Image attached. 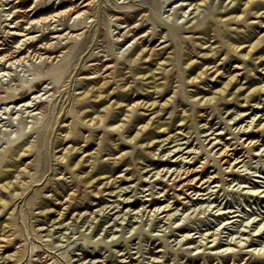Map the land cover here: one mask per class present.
Listing matches in <instances>:
<instances>
[{"label": "bare ground", "instance_id": "1", "mask_svg": "<svg viewBox=\"0 0 264 264\" xmlns=\"http://www.w3.org/2000/svg\"><path fill=\"white\" fill-rule=\"evenodd\" d=\"M14 1L15 3L11 4L9 13H7L6 15L7 18L5 19V21H11H9L10 23H5V25L8 26V29H6L5 31L7 32V35H13V37H16L17 39L14 40L15 45L10 48L0 46V81L3 80L2 78L4 77V75L11 74L13 69L12 65L16 64L17 62H21L22 60L26 61L29 60V58L30 60L31 58H37V60H42V63L39 62L40 64H37V72H35L30 78H21L20 81H16L12 85L0 84V104H11L15 102L17 106L19 104L22 106L27 105V107H32V109L34 110H39L41 114L40 117L42 119H45V121L44 123H42V126L38 125L32 132H28L27 129H23L21 131L19 130L16 132L17 137H13L12 135L14 134L12 133L10 135L12 137H9L7 141L5 140L2 143L3 147L0 148L1 251L2 248H4L6 251L14 247L15 244L24 239L23 235H25V240H27L28 238L27 234L23 233V228L18 226V220H16V217L18 216L19 206L21 202L25 199L27 193L35 185L39 184V182L42 180L43 173H45L44 169L38 165L45 164L41 162L40 156L44 151L43 147L45 145L46 149H48V151H51V155L53 160L55 161V164L59 165L58 168H63L65 170H60L56 173L60 174L56 179H62L59 180L58 183L63 181L62 188L56 187V189H49L48 185L42 186L40 188L37 187V191L39 190L38 194H40V191L43 193L45 189H48V191H53L48 195L49 201H53V199L59 200L60 198L65 197L67 191L74 184L86 187H92L95 185V189L93 190L95 192V197L97 196V194L102 193L106 190V188L104 187H117L115 190H112V192H116L115 196L118 197L115 201L119 202L118 204H115V207H118L120 206V204L124 203L123 208L121 209L124 211V208L129 206V208L126 209V212L124 211L125 214H128L132 210H135L136 207L133 209L131 207L141 202L143 206L141 208H138V214L139 211H142L143 209H149V212H152V214L150 215L153 216H158L159 214L167 212L165 213L164 218L170 219L171 227H175L174 224L176 223V221H174V219L176 220L180 208H178V206L173 207L174 204L179 201L185 203V205H188L191 201L190 199L186 200L187 197H184V201L180 193H174V195H171L170 189H192L191 192L188 193L189 196L193 198V200L198 199V203H201V206H203L204 200L209 201V204L204 207V212L205 210H209V208H212L210 213L217 217L212 222L209 221L210 223L206 224L209 225L208 227H200L195 232L199 233L196 236H194L195 234L192 235V231L196 230L197 227H192L189 224H181L176 226L175 229H178L179 231H185L182 238L179 239V242H181L180 248H182V251L180 252L181 255L188 256L193 250L201 248V253H199L197 256H189L186 263L198 264L199 260L201 258H204L208 264H222L220 261L215 263L213 262V260L221 256L223 259L222 261L225 262L232 256H234V260L231 264H240L241 260H239L238 255L241 254L243 256L245 253H247L248 255H262V259L253 261L249 260L245 262V264H264V244H261L262 246L260 248H258L257 246L251 248L253 245L258 243V240L256 241L253 236H260L264 233H261L262 229H264V216L259 220L257 219V221L255 219L257 217L250 218L251 220H248L245 224V226L249 227L250 229H238L237 231L242 233V237L240 238V240L233 241V239H236L233 237L231 239L228 238L227 242L224 243L222 237L220 236L224 231V229H221V226L224 225L223 228H229L227 227V225L235 222V220L230 219L240 214H237L236 211L238 210L230 209L228 211H222L223 208L228 209L227 205L221 206L222 201L214 205L215 201H218V199L211 200L210 196L203 197L210 193L208 189L213 188V186L211 185L213 182L217 183L214 186L219 185V183L216 181H220L222 179V176L226 175L224 174V172L234 173L240 170L238 168V165L240 163L245 162L244 164H246L245 159L249 156V154H246V151L244 153H240L243 148L242 146L247 147L251 151L256 150V148L260 147V140H264V109L257 110L259 112H262L259 117V112H253V116H250L251 114L247 116L251 117V119L248 120V123L246 122V125L238 124V126H236V128L233 127L234 129L230 130V132L227 131L226 133H224V128L217 132L215 130L211 132L210 134L215 133L216 135L209 140L207 145H211L210 151L214 149L216 150L214 151V153H210V151H208V153L211 155L209 156V158L199 157L197 158V160L192 161L194 156H191V153L196 152L194 155L198 156L201 154V151H198L197 146H184V144L189 142L192 136V134H189L190 131H187L186 133L182 132L183 134H185V138L187 137V140L185 141H180L181 137L177 133L168 134V136L163 138L162 141L168 139L170 140L169 142L176 141L173 146L177 147L173 150L177 151L171 157H167L165 159L159 158L154 162L155 164H157L155 168H158L155 175H161L160 177H158V180L165 186L160 187L161 190L156 192L154 190V187H156V185L148 189H144L142 187L143 190L141 192H147V190L150 189L152 190L151 192L142 195L145 197L147 196L144 201H142L143 199L140 196L139 198H141V201L138 197L136 199H132L133 196L139 191H136L132 195L123 196L124 191L132 192L134 190H137V188L133 186V184H130L129 186H122V183L131 181V177H127L125 175L112 177L113 173L110 175H105V173L109 171H115L116 169L118 170L121 166L120 164H126L130 162L129 151H122L123 146L131 145L134 150L136 145H139V149L137 152H142V149L144 147L154 143L153 135H150L152 131L156 130V128L163 129V132L167 131L169 127L162 128L164 123L160 115L163 114L165 108L168 105V98L165 101H162L163 98L141 100L136 101L131 105L124 104L123 100H111V94L114 93V91L104 89L105 86H107L111 82V80L107 79L104 80L101 84H93L91 86L89 84L86 86L84 85L83 90L73 96L72 104L70 105V107L65 110L63 114L58 115L57 113L59 111H57L55 100L53 99L52 103H50V99H44L43 95L48 92H52V95L55 96L58 92L61 91V87L64 83L63 81L65 80V77H67L66 73L67 68L71 62V55L73 54L74 50H76L78 43L82 38L84 28L88 26L86 24L84 25V27H80V25L83 24L87 18H90L92 16L91 8L83 7H87L90 3L95 2L96 0H80L79 2L78 0H63L60 2L57 0H53L51 6L41 8L37 7V9L33 12L32 18L28 21L26 20L27 22L25 21L21 24L20 22L24 21V18L21 17L22 14L20 13V11H23V9L19 4H17V2H21V0H5V4H10ZM44 1L46 0H33L32 6L35 4V6H37L39 3ZM179 1L180 0H164V3H166V6H168L172 4H178ZM228 1V5L224 8H221L223 10L218 13H216V11L219 7L215 9L212 7V5L210 6L211 10L209 14L207 13L208 11L206 12V9L205 14L204 12H202L205 16H211L209 21L206 20L208 18H206L205 16L204 17L206 19L203 18V20H192L191 18L184 23L183 29H177L176 27L167 26L166 28L168 29L163 30L159 36L156 35L157 31L155 28L149 29V36L150 34H153V36L150 37V39L153 38V42L161 39V37L171 36L172 34H174L171 38L162 41H171L170 46H151L148 48L146 46L142 48V46L146 42L145 39V41L142 44L137 45L132 53L126 56L125 59L120 60L119 56H112L111 58L115 60V63L113 65H107L108 68L112 67V70L110 72V74L112 75L111 77L116 81L123 79V82L120 84L117 83V86H115V88H123V93L125 96H127L132 91L134 84L137 83V88L140 91L146 90L147 93L153 91V93H159L161 96L166 89L164 86H160L161 82L158 81V79H169L173 74L172 70L174 69V65L171 63V60L174 56L169 55L172 51H168V48H171V46L173 47L174 43L179 38L181 41L189 42L191 45H193L191 52L189 51L190 54L183 61V68L185 70L190 68V76L188 78L189 82L191 81L192 83H195L197 81H200L199 78H205L207 75H213L214 73H216L215 76L223 77L222 79H220L221 86L216 89L212 88V92L214 93L213 95H202L197 97H193L194 95H192L191 98L196 102V104H200L203 106L205 104L214 102L218 103L220 100H225V103H229L232 99H239V97L242 95H244V99L247 102L254 100L255 98H251V96L257 91L258 87H253L248 92H245L246 89L250 86L245 88V82L242 81L243 76H240L241 73L232 74L231 67L235 66V69L239 67V65H234L233 63L236 60V57L241 59L243 58L245 60L251 57L254 59L263 58V55L259 57H255L254 55H256L257 51L264 49V32L261 35L257 36L259 27L264 28V0ZM130 2L132 3L124 5L121 4L118 5L119 7L111 8L113 12H108L105 17V20L107 22L105 23V36L109 41L108 51L111 52V54H114L113 46L115 41H122L123 37L128 36V32L135 31L131 35V38H136L138 36L139 30L144 29V27L147 25V23L144 24L145 16L150 15V17L154 18V20L156 19V16L154 14L148 12V8H133L132 6L135 1L131 0ZM211 2V0H190L188 5L199 6L203 4H210ZM236 2L238 3L236 4ZM184 4L187 3H181L182 6ZM188 5L183 7L186 14L189 12L186 9ZM31 9L32 8H29V10ZM126 11H131V14L125 17L123 14ZM139 13H141L140 16L136 20H133V18L137 17ZM11 15H13V17ZM73 16L75 20L72 24L65 23L66 25L60 26V23H56L59 20L62 21L63 17H65L64 19H66L72 18ZM115 16L118 21H122L126 18V21L130 22L127 25L121 26L122 29L119 32L117 31L113 35L117 27L113 29L112 27L115 26V24L112 25L111 21ZM197 16H199V14ZM252 16H255L257 18L262 17V19H260V21H254L251 20ZM189 22H193L192 25L186 26L185 24ZM126 27L129 28L127 30H124ZM40 31H43V33L42 35L40 34L41 36L38 38L36 33ZM186 32H188V34H186ZM259 32L261 33V31ZM183 33L185 34L182 35ZM143 35H139L140 37H138L141 39ZM199 47H201L202 49L198 51L197 58L193 59L192 51L195 52V50H197ZM162 52L163 54L167 53V56H165L163 61L160 60V58L162 57ZM199 58H201L200 61L198 60ZM97 59L103 61L107 60L104 55H102L101 58ZM154 60L156 62L152 64L153 62L151 61ZM9 61L11 64H9L8 66L7 62ZM149 61L150 64H148L146 68H141V64ZM212 62L214 63L211 65ZM119 63L125 66L119 67ZM247 66H249V71L255 69L250 65ZM79 68L86 70L87 68H91V65L85 62ZM125 68H128V71L131 74L127 75L124 71ZM198 68H201V70L196 72ZM92 69L93 73H100L99 76L102 75L101 67L95 65ZM211 69L214 70L212 71V73H209ZM194 72L196 73L194 76H192ZM130 76H132V80L128 81ZM211 80L217 81V79ZM128 82H130V84H128ZM206 85H209V83H207ZM42 86L43 88H41ZM150 86H153L154 90L149 91ZM259 88H263L264 90L263 85L259 86ZM44 89H46V91L42 93L41 91ZM34 93H36L35 97L30 98V95ZM97 101H100L99 105L96 104ZM120 107H124V117L120 119L122 121L125 120V122L131 121L132 119L134 121H138L143 116V114H146L142 111V109L151 110L150 114L156 113V116H151L146 124L139 125V123L136 122V130L134 131H122L120 133L118 132V134L116 131H114L110 134L99 136V131L103 128H106V121L108 120L109 122L113 120L115 112H117V108ZM171 114L173 115V112H171ZM65 115L73 117V120L70 124L65 123ZM181 118L184 117L182 116ZM245 119L246 118H244V120ZM61 123H63V125H61ZM122 125L124 124L119 123V125L115 126L121 127ZM50 129H52V132L54 133L53 135H50ZM87 129L90 130L88 134L86 133ZM231 133H235V136L232 138H237V141L232 142L230 138L229 140H223L224 142H222V139L225 138V135ZM48 136V143H44L45 140L47 141ZM255 136H261L263 138H257ZM14 141H17L15 146H13ZM200 142L202 147H204L203 141ZM220 144H222V146L218 147ZM262 144L264 145V143ZM94 145L97 146L94 147ZM154 145H156V143H154ZM186 153L189 154L186 155ZM150 154L155 156L156 152L150 151ZM170 154L171 153H169V156ZM31 157H33L34 159L27 162V160ZM188 163H190V165H188ZM173 164L177 165L174 169ZM217 164L219 165V168L215 169L217 170L215 173L209 171L211 167H214ZM170 171H172V173L166 180V177L164 178V176H168L167 174ZM103 177L107 178V180L104 181ZM119 177H121V179H119ZM140 178H143V175H141ZM119 181L121 182L117 185ZM144 182H149L153 186V181L151 180L148 181L145 179ZM100 183H102L104 187H100ZM207 183L209 184L207 185ZM167 186H170V189L167 188ZM198 187L200 189H197ZM128 188L132 189L128 191ZM255 192H260V189H254V194ZM261 192H264V190H262ZM90 194L91 193L86 192L82 196V199L78 201L79 194L72 193L71 198H69V204L65 207H62L61 210L54 211L57 213L56 215L59 219L58 221H65L68 218H64L66 214L73 213L74 215L76 213V215L74 216L75 221H78V219L86 213L91 216L95 214L96 209L92 210V207L100 205L101 202L95 201V198L93 196V199H91ZM87 196L91 199L90 201L86 199ZM174 197L177 199H175ZM32 203L34 204L41 202L35 200ZM38 208H41V205ZM41 213H43L44 215H51L53 211L52 209L45 210L43 208ZM232 213L233 215H231ZM49 218L51 219L52 217L50 216ZM55 220L56 218H53V220L50 221L55 222ZM37 221L41 220L37 219ZM212 223H215V225L211 226ZM255 223H257V225L251 228ZM242 225L244 224L242 223ZM217 226L219 228H216ZM7 227H9L8 230H6ZM75 227L76 225L73 228ZM233 228L234 227H232V229ZM211 229H213L214 231H211ZM37 230L39 231L41 229L37 228ZM7 231H11V233H7ZM49 232H51V229ZM36 235H38L40 238L43 237L42 233L39 232H37ZM49 235H51V233ZM146 236L148 238H151V235L149 233H147ZM3 241H5L6 244H2ZM116 241L117 243L115 245L121 246V244L118 243V240H115V242ZM195 242L200 243L192 245ZM31 243L32 252L34 251V253L39 256L37 264H58V262L56 261V255L48 254L46 258H42V254L44 253L42 251V245L37 244L33 241L29 242V244L27 243V245H30ZM183 244H189L186 251H184L182 247ZM233 244L235 246H233ZM107 245H109V243ZM94 246L97 247L98 243H95ZM236 247L240 248L237 249ZM206 250H208L207 253ZM1 251V262L9 259L13 260V264H15L16 261L23 258L21 249H18L14 253L8 255L4 254V251ZM154 251V248L150 249V253L153 254ZM225 251H228V253L223 254V252ZM159 252H162V249H159ZM100 254L101 252L98 250L95 253H92L88 249H85L83 252V259L89 257V261H92L95 260L94 258Z\"/></svg>", "mask_w": 264, "mask_h": 264}, {"label": "rangeland", "instance_id": "2", "mask_svg": "<svg viewBox=\"0 0 264 264\" xmlns=\"http://www.w3.org/2000/svg\"><path fill=\"white\" fill-rule=\"evenodd\" d=\"M57 1L60 2L63 0H57ZM79 1L80 0H78V2ZM130 1L131 0H96L95 2L90 3L87 7H83V8H91L92 16L86 19L87 22L85 21L83 24L80 25V27L82 26L84 27V25L86 24L88 26L84 28V33L82 35V38L78 43L76 50H74L73 54L71 55V62L67 68V73H66L67 77H65L66 75L65 74L64 75L65 80L63 81L64 83L63 86L61 87V91L58 92L55 96L52 95V92H48L43 95V98L50 99V103H52L54 99L56 102L57 111H59L57 114L61 115L65 110H67L70 107V105L72 104L73 96L78 94L80 91H82L84 85L86 86L89 84L91 86L93 84H101L104 80L107 79L111 80V82L107 86H105L104 89L106 90L109 89L110 91H114V93L111 94V100L119 99L121 101L123 100L124 104L131 105L134 102L141 100H147V99L153 100L156 98L159 99L163 98L162 101H165L168 98L167 99L168 105L164 110L165 113L163 112V114H161L160 117L162 118L164 123L162 128L164 127H169V128L165 132H163L162 131L163 129L161 128H156V130L152 131V133L150 134L153 135V140L154 143H156V145L152 143L151 145L144 147L142 149V152H137L139 149V145H136L134 150L131 145L123 146L122 151H129L130 162L126 164H120L121 166L118 170L116 169L115 171H109L105 173V175H110L113 173L112 177H117L119 175H125L127 177H131L132 180L126 183L125 182L122 183V186H129L130 184H133V186H135L137 190H134L132 192L124 191L123 196L132 195L136 191H139L137 194L133 196L132 199H136L137 197L139 198L140 196L143 199L142 201H144L147 196L145 197L142 195L149 193L152 190L150 189L147 190V192H141L143 188L148 189L156 185V187H154V190L156 192L161 190L160 187L165 186L164 184L160 183V181L158 180V177H160L161 175H157V174L155 175V173L157 172L156 170H158V168H155L157 164H155L154 162L159 158L165 159L167 157H171L174 153H176L177 150L176 151L173 150L176 149L177 147V146H173L176 143V141L169 142L170 141L169 139L162 141V139L168 136V134L177 133L181 137L180 141H185L187 140V137L185 138V134H183L182 132L186 133L187 131H190L189 134H192V136L189 142L184 144V146L187 145H190V147L197 146L198 151H201V154L198 156L194 155L196 152L191 153V156H194L192 161L197 160V158L199 157L209 158V156L211 155L208 153V151H210L211 145L210 144L207 145V143L212 137L216 135L215 133L210 134L211 132H213L214 130L217 132L219 130H222V128H224V133H226L227 131L230 132V130L236 128L238 124L246 125L248 123V120L251 119V117H247V116H249L250 114H251L250 116H253V112H259L257 111L258 109H264V90L263 88L262 89L259 88V86L261 85L264 86V81H263L264 49L257 51L256 55H254L255 57H259L263 55V58L254 59L251 57L245 60L243 58L241 59L236 57V60L233 63L234 65H239V67L236 69L234 68L235 66L231 67L232 74L241 73L240 76H243L242 81L245 82L244 83L245 88L250 86L249 88L246 89L245 92H248L253 87H258L257 91L251 96V98L254 97L255 99L249 102H247L244 99V95H242L239 97V99L234 98L229 103H225L224 102L225 100H220L218 103L214 102L210 104H205L203 106L200 104H196V102L192 100L191 96L194 95L193 97H197L202 95H206V96L213 95L214 93L212 92V88L213 89L219 88L221 86L220 79H222L223 77L215 76L216 73H214L213 75H207L205 78H199L200 81H197L195 83H192L191 81L189 82L188 78L190 76L189 75L190 68L185 70L183 68V61L190 54L189 51L191 52L193 45H191L189 42H183L179 38L174 43L173 47L171 46V48H168V51H172L170 52L169 55L174 56L171 60V63L174 65V69L172 70L173 74L170 76L169 79L166 78L158 79V81L161 82L160 86L162 85L166 89L162 93V95L160 96L159 93H153V91H150V90H154L153 86H150L149 93H147L146 90L140 91L137 88L136 85L137 83H135L129 95L125 96L123 93V88L121 87L115 88V86H117L116 85L117 83L120 84L123 82V79L119 81L113 80L111 77L112 75L110 74L112 67L109 68L107 67L108 64L113 65L115 63V60L111 58L112 56H119L120 60L125 59L126 56L130 55V53H132L134 48L137 45L142 44L145 41V39L146 42L144 43L142 48L146 46L147 48L151 46H158V47H161L163 45L170 46L171 41L168 42H162V41L171 38L174 34H172L171 36L161 37V39L153 42V38L150 39V37H152L153 34H150L149 36V29L155 28L157 31L156 35L159 36L163 30L168 29L166 28L167 26L176 27L177 29H183L184 23L191 18L192 20H203V18L204 19L208 18L206 20L209 21L211 16L207 15V13L209 14L211 10L210 9L211 5L215 9L219 7L216 11V13H218L223 10L221 8H224L229 3L228 0H216V1L211 0L212 2L210 4L190 6L188 5L190 0H180L178 4H172L166 6L164 0H134L135 3L132 6L133 8L136 7L148 8L149 9L148 12L154 14L156 16V19L154 20V18L150 17V15L145 16L144 24L147 23V25L144 27V29H141L138 32V36L139 35L141 36L145 33L142 36V38L140 39L139 38L140 36L139 37L137 36L136 38H131V35L135 31L128 32V36L123 37L122 41L119 42L115 41L113 46L114 54H111V52L108 51L109 41L105 36V29H106L105 23H107L105 17L108 12L112 11L111 8L119 7L118 5L121 4L124 5L128 3H132ZM13 3H15V1L10 4H5V0H0V46L6 48H10L13 45H15L14 40L17 39L16 37H13V35L11 36L7 35V32L5 31L6 29H8V26L5 25V23H10L9 21H11V20L5 21V19L7 18L6 15L7 13H9L10 6ZM52 3L53 0L52 1L46 0L44 2L39 3L37 6H35L36 4L33 5L34 6L33 7L32 6L33 0H21V2H17V4H19L20 7L23 9V11H20V13L22 14L21 17L24 18V21H21L20 24L24 23L26 20L28 21L29 19H31L33 12L37 9V7L38 8L48 7L51 6ZM181 3H187V4H184L182 6ZM237 3L238 2H236V4ZM186 5H188L186 9L189 11L187 14L184 12L183 9V7ZM29 8L32 9L29 10ZM205 9L206 12L208 11L206 13L207 16L204 15ZM202 12H204V14ZM130 14L131 11H126L123 15L126 17L127 15ZM140 14L141 13H139L137 17L133 18V20H136L140 16ZM198 14L199 16H197ZM11 16L13 17V15ZM65 17H63L62 21L59 20L56 23L57 24L60 23V26H64L66 24H72L75 20L74 16L72 18L64 19ZM260 19H262V17L257 18L255 16H252L251 20L260 21ZM126 20L127 19L125 18L122 21H118L116 19V16L114 17V19L111 21V24L112 25L115 24V26H113L112 28L114 29L115 27H117V29L115 30L113 35L117 31L119 32L122 29L121 26L127 25L130 22ZM192 23L189 22L186 23L185 25L189 26L192 25ZM128 28L129 27H126L124 30H127ZM259 31H261V33ZM263 32H264V28L259 27L257 31V36L261 35ZM42 33L43 31L36 33L37 37L39 38L42 35ZM184 34L185 33H183L182 35ZM186 34H188V32H186ZM198 35H202V34H198ZM201 49L202 48L199 47L197 50H195V52L192 51L193 59L197 58V53ZM102 55H104V57L107 60L103 61L97 59V58H101ZM161 55L162 57L160 58V60L163 61L165 56H167V53L163 54L162 52ZM198 60L200 61L201 58H199ZM39 62L42 63V60L40 59L37 60V58L35 59L31 58L30 60L29 58V60L26 61L22 60L21 62H17L16 64H13L12 65L13 69L11 74L4 75V77L2 78L3 80L0 81V84L12 85L16 81L17 82L20 81L21 78L24 79L30 78L35 72H37L36 66L37 64L38 65L40 64ZM85 62H87V64H90L91 68H87L86 70L79 68ZM151 62H153L152 64H154L156 61L154 60ZM213 63L214 62H212L211 65ZM9 64H11L10 61L7 62L8 66ZM148 64H150V61L141 64V68H146ZM95 65L101 67V73H102L101 76H99L100 73L92 72L93 71L92 68ZM247 65H250L255 69L249 71L248 70L249 66ZM118 66L121 67L125 65H121V63H119ZM214 69H211L209 73L210 72L212 73ZM128 70H129L128 68L124 69L127 75L131 74ZM200 70L201 68H198L196 72ZM196 72H194L192 76H194ZM211 79H217V81ZM130 80H132V76H130V78L128 79V81ZM207 83H209V85H206ZM128 84H130V82H128ZM41 88H43V86ZM45 91L46 89L42 90L41 92L44 93ZM35 95L36 93L31 94L30 98H34ZM96 104L99 105L100 101H97ZM123 109L124 107L117 108L116 110L117 112H115V115L113 117L114 119L109 122L108 120L106 121V125H105L106 128H103L102 130L99 131L100 132L99 136H103L104 134H110L111 132L114 131H116L117 134L118 132L120 133L122 131H128V130L129 132L134 131L136 130L135 129L136 122H138L139 125L146 124L151 116L152 117L156 116V113L150 114L151 110L142 109V111L146 114H143V116L138 121H134L132 119L131 121L125 122V120L122 121L120 119L124 117ZM171 112H173V115L171 114ZM261 114L262 112L260 111L258 117ZM40 116L41 114L39 110H34L32 109V107H27V105L22 106L19 104L17 106L15 102L11 104H2V105L0 104V148L3 147L2 143L5 140L7 141L9 137L12 136L17 137L16 135L17 131L27 129L28 132H32L34 128H36L38 125L42 126L43 125L42 123H44L45 119H42ZM182 116L184 118H181ZM72 118H73L72 116L65 115L64 116L65 123L70 124L71 121L73 120ZM244 118L246 119L244 120ZM119 123H123L124 125H122L121 127H116L115 125H119ZM61 125H63V123H61ZM49 132L50 135L54 134L52 132V129H50ZM89 132L90 130L87 129L86 133L88 134ZM12 133L14 135L10 136ZM234 136L235 133L226 134L225 138L222 139V142L227 141L230 138L232 142L237 141V138H232ZM255 137L263 138L261 136H255ZM48 139L49 136L47 137V141L45 140L44 143H48ZM200 141H203L204 147H202ZM16 142L17 141L13 142L14 143L13 146L16 145ZM260 143H261L259 144L260 147L252 151L247 147L240 145L243 147L240 153H244L246 151L245 153L249 154V156L246 157L245 159L246 164H244L245 162L240 163L238 165V168L240 170L236 171L237 173L224 172V174L226 175L222 176L223 181L222 179L220 181H216L219 183L218 186H214L217 183L213 182L211 184L213 188L208 189L210 193L206 196H203V197L210 196L211 200L218 199V201H215L214 205L222 201L221 206H225V205L228 206V209L223 208L222 211H228L232 209V210H238L236 212L237 214L238 213L240 214L230 219V220H235V222L232 224H228L227 227L229 228H223L224 225L221 226L222 227L221 229H224V231L221 233L220 236L222 237L224 243L227 242L228 238L231 239L233 237L236 238L233 239V241L240 240V238L242 237V233L238 232L237 230L243 228L250 229L249 227L245 226L247 221L251 220L250 218L257 217L255 218L257 221V219L259 220L264 216V192H261L262 190H264V145L262 144L264 143V140H260ZM96 146L97 145H94V147ZM220 146H222V144H220L218 147ZM43 150L44 151L41 153L40 156H41V162L45 164H38V165L44 169L45 173H43L42 180L39 182V184L35 185L27 193L25 199L21 202L19 206V213L18 216L16 217V220H18V226L23 228L24 230L23 233H26L28 238L27 240H25V235H23L24 239H22L20 242L15 244L14 247L6 251L4 248H2V251H4V254L6 255L14 253L18 249L22 250L21 253H23V258L16 261L15 264H37L39 256L36 255L34 251L32 252V243L30 245H27V243L29 244V242L31 241L42 245L41 246L42 251L44 252L42 254V258H46L48 254L56 255L57 256L56 261L58 262V264H135V263L187 264L186 262L188 261L189 256H197L199 253H201L200 252L201 248L200 249L198 248L197 250H193L188 256L181 255L180 252L182 251V248H180L181 242H179V239L182 238L185 231H179L178 229H175L177 225L189 224L192 227H197L196 230L192 231L193 232L192 235L195 234L194 236H196L199 233H195V232L200 227L201 228L208 227L209 225L206 224L212 222L217 217L210 213L212 208L208 207L210 211L205 210L204 212V207H206L209 204V201L204 200L203 206H201L200 205L201 203H198V199L193 200V198L189 196L188 193H190L192 189L177 190V189H170V186H167V188L170 189L171 195H174V193H180L181 196L183 197L182 198L183 200L185 199L184 197H187L186 200L190 199L191 201L188 205L187 204L185 205V203L179 201L174 204L173 207L178 206V208H180L176 220L174 219V221H176V223L174 224L175 227H171L170 219L164 218V215L167 212L159 214L158 216L157 215L153 216L150 215L152 214V212H149V209L148 210L143 209L142 211H139L138 214V208H141L143 206L141 202L131 207L132 209L136 207L135 210L130 211L131 213L129 212L128 214H125L126 209H128L129 206L124 208L125 212L121 210L123 208L124 203L120 204V206L118 207H115V204H118L119 202L115 201L118 197L115 196L116 192L115 191L112 192V190H115L117 187H104L102 183L99 184L100 187H104L106 188V190L103 191L102 193L97 194L96 197L94 195L95 192L93 191L95 189V185L92 187H86V186H82V185L79 186L78 184L77 185L74 184L67 191L65 197L60 198L59 200L53 199V201L51 200L49 201L48 195L53 191L52 190L48 191V189H45L43 193L40 191V194H38L39 190L37 191V187L40 188L42 186L48 185L49 189H56V187L62 188L63 181L58 183V181L62 179H56L60 175L56 173L60 170L63 171L64 169L58 168L59 165L55 164V161L53 160L51 155V151H48L45 145L43 147ZM215 150L216 149L211 150L210 153H214ZM150 151H155L156 152L155 156L151 155ZM169 153H171L170 156ZM188 154L189 153H186V155ZM33 159L34 158L31 157L30 159L27 160V162L32 161ZM188 165H190V163H188ZM176 166H177L176 164H173V169ZM216 168H219L218 164L215 165L214 167H211L209 171L215 173L217 171L215 170ZM171 173L172 171H170L167 174L168 176H164V178L166 177L165 179L167 180L170 177ZM141 175H143V178H140ZM119 179H121V177H119ZM145 179L148 181L150 180L153 181V186L149 182L145 183L144 182ZM103 180L105 181L107 180V178L103 177ZM120 182L121 181H119L117 185ZM208 184L209 183H207V185ZM256 188H259L260 192L257 193L255 192L254 194V189ZM131 189L132 188L130 189L128 188V191ZM197 189L200 188L198 187ZM86 192L91 193L90 194L91 199H93L94 197L95 201L101 202L100 205H96L92 207V210L96 209L95 214L91 216L88 213H86L82 217H80L78 221L74 220L75 219L74 216L76 215V213L74 215L73 213L66 214L64 218L67 217L68 218L65 221L59 222L58 221L59 219L57 218L56 215L57 213L54 211L61 210L62 207L68 205L69 198H71L72 193L79 194L78 197V201H79L82 199V196ZM88 196L86 197V199L90 201L91 199ZM140 199L141 198H139V200ZM35 200L40 201L41 203L33 204L32 202ZM40 205L41 208H38ZM43 208L45 210L52 209L53 213H51V215L50 214L44 215L43 213H41ZM231 215H233V213ZM50 216L52 217L51 219L49 218ZM123 216H126L127 218ZM53 218H56L55 222L50 221L53 220ZM37 219H40L41 221H37ZM242 223L244 225H242ZM75 225L76 227L73 228ZM214 225L215 223L211 224V226ZM256 225L257 223H255L254 226H252L251 228L255 227ZM232 227L234 228L232 229ZM37 228H40L41 230L38 231ZM216 228L219 227L217 226ZM8 229L9 227L6 228V230ZM50 229L51 232H49ZM211 231L214 230L211 229ZM37 232L42 233L43 237L40 238L38 235H36ZM263 232L264 229H262L261 233ZM7 233H11V231H7ZM50 233L51 235H49ZM147 233L151 235V238H148L146 236ZM253 237L256 241L258 240L257 241L258 243L253 245L251 248H253L254 246L260 248L264 244V233L260 236L257 235ZM115 240H118V243H120L121 246H116L115 244L117 243V241L115 242ZM95 243H98L97 247L94 246ZM108 243L109 245H107ZM199 243L200 242H195L192 245H196ZM2 244H6V242L3 241ZM188 246L189 244H183L182 247L184 251L188 249ZM233 246L235 245L233 244ZM151 248H154L155 250L153 254L150 253ZM236 248L239 249L240 247H236ZM85 249H88L92 253H95L98 250L101 252V254L95 257L94 258L95 260L89 261V257L83 259L84 256L83 252ZM159 249H162V252H159ZM207 251L208 250H206V253ZM224 253L227 254L228 251L223 252V254ZM261 256L262 255L259 254L248 255L247 253H245L243 256L241 254L238 255L239 260H241L240 264H245V262L249 260L253 261V260L262 259ZM222 260H223L222 257L219 256L218 258H215L213 262L216 263L220 261L222 264H227V263L231 264L232 261L234 260V256H232L229 260L225 261L227 263L223 262ZM13 263L14 261L9 259L5 260L4 262L0 261V264H13ZM206 263L207 261H205L204 258H201L198 262V264H206Z\"/></svg>", "mask_w": 264, "mask_h": 264}]
</instances>
